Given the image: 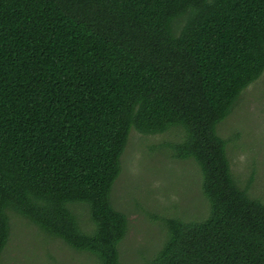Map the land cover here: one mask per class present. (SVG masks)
<instances>
[{
	"label": "trees",
	"instance_id": "obj_1",
	"mask_svg": "<svg viewBox=\"0 0 264 264\" xmlns=\"http://www.w3.org/2000/svg\"><path fill=\"white\" fill-rule=\"evenodd\" d=\"M263 74L264 0H0V258L17 215L123 264L113 191L131 131L181 127L162 147L199 167L210 213L167 220L154 264H264V203L218 133Z\"/></svg>",
	"mask_w": 264,
	"mask_h": 264
},
{
	"label": "rangeland",
	"instance_id": "obj_2",
	"mask_svg": "<svg viewBox=\"0 0 264 264\" xmlns=\"http://www.w3.org/2000/svg\"><path fill=\"white\" fill-rule=\"evenodd\" d=\"M218 133L228 141V157L240 187L264 203V74L242 93ZM182 136L181 127L147 136L131 131L113 191L115 207L129 219L128 234L119 247L123 264H154L169 239L167 220L198 222L209 216L199 167L173 158L162 147ZM78 211L88 231V210ZM11 219V237L0 264H101L96 256L71 249L24 218Z\"/></svg>",
	"mask_w": 264,
	"mask_h": 264
}]
</instances>
